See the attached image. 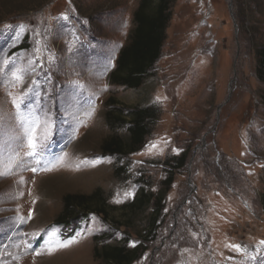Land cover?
I'll use <instances>...</instances> for the list:
<instances>
[{
  "label": "rangeland",
  "instance_id": "obj_1",
  "mask_svg": "<svg viewBox=\"0 0 264 264\" xmlns=\"http://www.w3.org/2000/svg\"><path fill=\"white\" fill-rule=\"evenodd\" d=\"M138 1L0 0V125L11 118L0 264H104L94 249L126 242L147 249L134 264H264V0H175L160 60L134 90L108 76ZM108 98L123 112L157 109L140 152L101 155ZM185 150L165 194L163 162ZM96 189L105 219L53 225L65 195ZM142 192L164 197L147 237L153 207L121 208Z\"/></svg>",
  "mask_w": 264,
  "mask_h": 264
},
{
  "label": "trees",
  "instance_id": "obj_2",
  "mask_svg": "<svg viewBox=\"0 0 264 264\" xmlns=\"http://www.w3.org/2000/svg\"><path fill=\"white\" fill-rule=\"evenodd\" d=\"M175 0H139L132 21L133 29L129 35L128 43L118 52L115 67L109 73L108 82L112 86L125 89H139L144 79L150 74L160 60L162 49L165 45L166 31L171 21L172 5ZM23 46L16 48L22 49ZM255 77L260 83H264V48L255 53ZM264 105V95L261 97ZM107 108L105 120L110 130L108 137L100 146L103 156L126 157L140 152L150 134V128L158 119L157 109L153 107L133 108L122 111L114 103L112 98L105 102ZM123 112V113H122ZM127 140L117 133L124 129ZM190 151L185 150L179 156L166 159L163 162L168 170V176L162 183L164 193L169 191L175 171L182 170L187 162ZM164 197L142 192L136 195L130 202L123 204L121 208L130 212H139L147 206L153 207L151 221L144 235H152L156 216L161 212V203ZM264 208V195L261 200ZM108 200L104 192L96 189L89 195L68 194L62 199V209L56 216L53 225L68 229L82 218L96 215L105 219ZM128 242L112 246H102L94 249V258L104 264H134L146 252L142 246L128 247Z\"/></svg>",
  "mask_w": 264,
  "mask_h": 264
},
{
  "label": "snow or ice",
  "instance_id": "obj_3",
  "mask_svg": "<svg viewBox=\"0 0 264 264\" xmlns=\"http://www.w3.org/2000/svg\"><path fill=\"white\" fill-rule=\"evenodd\" d=\"M16 107H19V106L17 105ZM3 119H4V124L0 125V136L7 137V135H8V123H9V120L11 118H3ZM27 146H28L29 149H31V152L28 153V154L29 155H34L35 154L36 145H35V143H34V141H33V139L31 137H29V139H28ZM153 147H155V146H153ZM32 171L35 172L36 169L33 168ZM69 243H71V242H69ZM262 243H264V242H262ZM61 246L66 247L67 245H61ZM232 247L235 248L237 251L240 250V246L239 245H233ZM52 250H54V249H50V251H52ZM37 254H39V253H37Z\"/></svg>",
  "mask_w": 264,
  "mask_h": 264
}]
</instances>
